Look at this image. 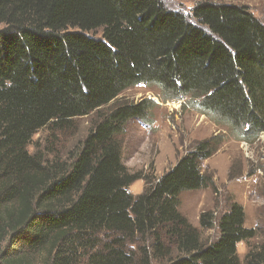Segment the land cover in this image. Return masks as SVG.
<instances>
[{
  "label": "trees",
  "instance_id": "1",
  "mask_svg": "<svg viewBox=\"0 0 264 264\" xmlns=\"http://www.w3.org/2000/svg\"><path fill=\"white\" fill-rule=\"evenodd\" d=\"M138 86L194 98L260 135L264 24L211 0H198L192 19L162 0H0V264H264V244L239 257L255 238L242 206L219 218L209 244L200 229H213L214 215L197 229L178 210L182 193L210 184L209 141L157 180L123 164L118 135L149 107L116 102ZM98 113L67 162L30 152L41 130Z\"/></svg>",
  "mask_w": 264,
  "mask_h": 264
},
{
  "label": "rangeland",
  "instance_id": "2",
  "mask_svg": "<svg viewBox=\"0 0 264 264\" xmlns=\"http://www.w3.org/2000/svg\"><path fill=\"white\" fill-rule=\"evenodd\" d=\"M162 1L168 10L181 12L189 19H192V9L198 2ZM211 1L246 7L264 24V0ZM144 101L149 107L148 115L142 120H131L118 135L123 164L133 174L141 173L157 180L199 143L209 141L214 155L202 162L201 171L210 184L202 190L182 193L178 210L197 229H200L203 213L214 215V228L200 229L203 241L209 244L219 236V218L232 204L242 206L246 215L245 227L255 234L250 242L238 245V254L243 260L250 249L264 244V133L250 134L246 128L234 127L227 120L202 109L200 101L191 97L172 99L156 86L133 87L116 103L140 104ZM114 105L112 103L100 113L109 112ZM100 113L74 120L68 131L41 130L34 136L30 152L42 154L49 162H67ZM144 189V181L139 180L130 187V193L139 196ZM151 264L161 263L152 261Z\"/></svg>",
  "mask_w": 264,
  "mask_h": 264
}]
</instances>
